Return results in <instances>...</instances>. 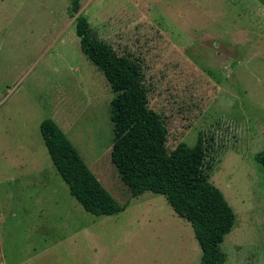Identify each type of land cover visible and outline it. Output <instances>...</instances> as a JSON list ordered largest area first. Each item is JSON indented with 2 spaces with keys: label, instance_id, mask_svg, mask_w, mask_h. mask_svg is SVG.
Segmentation results:
<instances>
[{
  "label": "rangeland",
  "instance_id": "1",
  "mask_svg": "<svg viewBox=\"0 0 264 264\" xmlns=\"http://www.w3.org/2000/svg\"><path fill=\"white\" fill-rule=\"evenodd\" d=\"M101 38L138 59L168 148L202 134L208 182L235 225L217 264H264V0H80ZM71 0H0V264H200L163 195L132 198L111 160L115 94L83 54ZM52 119L125 210L88 213L45 146Z\"/></svg>",
  "mask_w": 264,
  "mask_h": 264
},
{
  "label": "trees",
  "instance_id": "2",
  "mask_svg": "<svg viewBox=\"0 0 264 264\" xmlns=\"http://www.w3.org/2000/svg\"><path fill=\"white\" fill-rule=\"evenodd\" d=\"M83 54L101 71L115 94L110 103L114 124L111 160L132 198L146 192L163 195L175 214L193 227L200 264H217L218 248L235 225V213L220 190L208 182L210 145L201 134L195 146L168 148L169 131L161 114L149 106V89L138 59L119 55L88 17L80 0H71ZM52 162L71 195L90 214L112 216L125 210L102 186L78 150L52 119L41 123ZM264 167V151L256 156Z\"/></svg>",
  "mask_w": 264,
  "mask_h": 264
}]
</instances>
